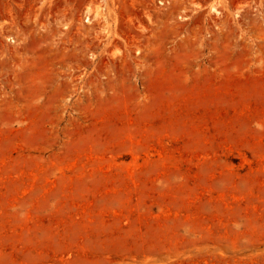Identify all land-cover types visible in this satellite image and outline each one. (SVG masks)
<instances>
[{
  "label": "rangeland",
  "instance_id": "obj_1",
  "mask_svg": "<svg viewBox=\"0 0 264 264\" xmlns=\"http://www.w3.org/2000/svg\"><path fill=\"white\" fill-rule=\"evenodd\" d=\"M2 258L264 264V0H0Z\"/></svg>",
  "mask_w": 264,
  "mask_h": 264
},
{
  "label": "bare ground",
  "instance_id": "obj_2",
  "mask_svg": "<svg viewBox=\"0 0 264 264\" xmlns=\"http://www.w3.org/2000/svg\"><path fill=\"white\" fill-rule=\"evenodd\" d=\"M157 229L162 230V233H163V231H168V230H170V228H168V229L164 228L163 225H162L161 223H159V224L157 225ZM164 229H166V230H164ZM82 252L85 253L86 250L84 249ZM82 256H83V254H82ZM1 261H7V258H2V259H0V262H1Z\"/></svg>",
  "mask_w": 264,
  "mask_h": 264
}]
</instances>
